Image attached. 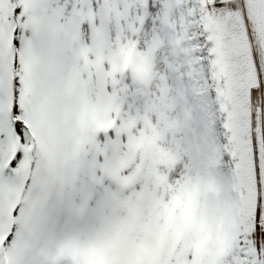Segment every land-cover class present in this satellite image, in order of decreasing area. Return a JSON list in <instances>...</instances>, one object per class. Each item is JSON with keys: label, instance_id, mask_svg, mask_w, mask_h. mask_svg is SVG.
I'll return each mask as SVG.
<instances>
[{"label": "snow or ice", "instance_id": "6c2138e0", "mask_svg": "<svg viewBox=\"0 0 264 264\" xmlns=\"http://www.w3.org/2000/svg\"><path fill=\"white\" fill-rule=\"evenodd\" d=\"M126 224L264 264V0H0V264H118Z\"/></svg>", "mask_w": 264, "mask_h": 264}, {"label": "rangeland", "instance_id": "374dc122", "mask_svg": "<svg viewBox=\"0 0 264 264\" xmlns=\"http://www.w3.org/2000/svg\"><path fill=\"white\" fill-rule=\"evenodd\" d=\"M98 47L101 51V56L104 55V50L109 48L106 39L101 38L98 42ZM134 55V50L129 48L124 50L117 48L115 51H109L108 56L113 63L114 70L117 68H125L128 66L130 60ZM134 157V150L129 155V160ZM171 218L169 217V220ZM167 228L164 227L162 231ZM131 231V225L126 224L121 230V234L118 235L113 245V251L116 260L119 261L131 253L133 257V264H153L151 255L156 254L159 248V232L153 231L152 229H146L139 237L138 240L129 238V232ZM168 231V228H167ZM169 235V231H168ZM169 241V240H168ZM167 242V241H166ZM207 242V237H204L200 241L201 247ZM125 243V244H124ZM167 244V243H166ZM165 245V243H164Z\"/></svg>", "mask_w": 264, "mask_h": 264}, {"label": "trees", "instance_id": "16d2710c", "mask_svg": "<svg viewBox=\"0 0 264 264\" xmlns=\"http://www.w3.org/2000/svg\"><path fill=\"white\" fill-rule=\"evenodd\" d=\"M158 236H159V243H160L159 248L160 249H158L159 251L156 254L151 255V257H152L151 262H155L153 264H157V261L159 260V257L161 255L162 251L164 250L165 246L169 243L168 240L170 239V237L168 235L167 228H165L163 231L160 230V234ZM179 236H180V233L177 232L176 239H179ZM164 243H165V245H164Z\"/></svg>", "mask_w": 264, "mask_h": 264}, {"label": "bare ground", "instance_id": "6f19581e", "mask_svg": "<svg viewBox=\"0 0 264 264\" xmlns=\"http://www.w3.org/2000/svg\"><path fill=\"white\" fill-rule=\"evenodd\" d=\"M125 244V243H124Z\"/></svg>", "mask_w": 264, "mask_h": 264}]
</instances>
